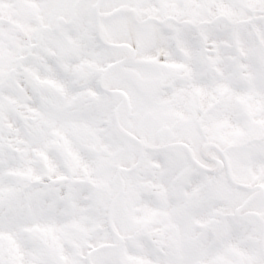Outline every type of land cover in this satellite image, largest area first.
Instances as JSON below:
<instances>
[{
	"label": "snow or ice",
	"instance_id": "6c2138e0",
	"mask_svg": "<svg viewBox=\"0 0 264 264\" xmlns=\"http://www.w3.org/2000/svg\"><path fill=\"white\" fill-rule=\"evenodd\" d=\"M0 264H264V0H0Z\"/></svg>",
	"mask_w": 264,
	"mask_h": 264
}]
</instances>
